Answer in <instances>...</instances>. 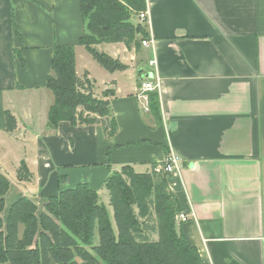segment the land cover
<instances>
[{"label": "crops", "instance_id": "0c3cea01", "mask_svg": "<svg viewBox=\"0 0 264 264\" xmlns=\"http://www.w3.org/2000/svg\"><path fill=\"white\" fill-rule=\"evenodd\" d=\"M145 2L154 46L142 47L135 65L100 74L103 90L94 93L116 123L106 137L100 124L46 129L54 46L75 47L76 76L94 87L86 65L77 71L79 0H0V172L8 178L5 164L13 165L1 217L24 196L42 208L58 193V175L68 181L60 188L83 182L101 190L124 165L147 172L173 153L181 174L167 187L188 216L176 225L202 263L264 264V0ZM150 73L159 78L157 119L138 96ZM7 112L16 121L8 132ZM20 161L30 181L16 178Z\"/></svg>", "mask_w": 264, "mask_h": 264}, {"label": "trees", "instance_id": "16d2710c", "mask_svg": "<svg viewBox=\"0 0 264 264\" xmlns=\"http://www.w3.org/2000/svg\"><path fill=\"white\" fill-rule=\"evenodd\" d=\"M79 4L83 34L77 45L105 72L125 70V64L100 53L97 46L121 44L139 52L149 36L146 25L138 20L145 0H79ZM53 48L44 87L53 98L46 129L55 131L65 121L72 126L100 124L106 137L113 136L116 123L110 105L94 96L86 76H76L75 47ZM16 50L15 57L22 61ZM148 101L149 113L157 119V93L150 92ZM4 121L5 131H13L16 121L8 112ZM19 163L16 178L30 181L26 163ZM162 165H152L144 173L124 165L109 173L102 187L111 214L100 199V190L83 182L60 188L67 176L58 175V193L47 198L41 209L35 198L24 196L10 204L4 219L10 182L0 172V264H203L177 228L181 208L167 187L170 175Z\"/></svg>", "mask_w": 264, "mask_h": 264}, {"label": "rangeland", "instance_id": "374dc122", "mask_svg": "<svg viewBox=\"0 0 264 264\" xmlns=\"http://www.w3.org/2000/svg\"><path fill=\"white\" fill-rule=\"evenodd\" d=\"M80 49H78L77 51V54L79 55L77 57V71L78 73H80L82 71V64L86 65L88 67V71L89 73L91 74V76L93 75V78H95V83H94V87H92V90H94V93L95 95H99L100 91L103 90L102 89V84H101V80L103 79V75L105 76H109L107 75V73L104 72V70L101 69L100 65L94 61L92 59V57L89 55L88 52L85 51V49L82 47H79ZM82 50V51H81ZM97 50L104 54V55H107L109 57H111L112 59H115V60H118L119 62H122V63H126L128 65H135V62L136 61H139V57H143L144 56V53H142L141 55H136L138 53H133L131 55L127 54L126 51H123L122 50V46H119L118 44H114V45H110V44H102V45H99L97 47ZM128 51V50H127ZM84 52V55H82V58L80 57V54H82ZM133 52V51H132ZM136 55L137 56V59H134V61H128V59L131 57V56H134ZM124 58H126V61L124 60ZM144 59V58H142ZM146 61V60H145ZM100 74H103L102 76ZM50 96H51V93H50ZM51 98V97H50ZM51 101V100H50ZM5 171H6V175L8 176V178H12V172H13V165L9 163H6L5 164ZM53 170H56L55 166H53ZM31 171L32 168H31ZM51 171V172H52ZM149 171V170H148ZM136 172L138 173H144L145 172V168H138L136 170ZM68 184V181L66 182V186ZM75 185H70V187H73ZM100 199L101 201L103 202V204H105V206L107 207L109 213L111 214V211H110V208L107 204L108 202V194H107V191L101 187L100 188ZM45 200V199H44ZM38 206V205H37ZM39 208H41V206L39 205Z\"/></svg>", "mask_w": 264, "mask_h": 264}, {"label": "built area", "instance_id": "2783aa9c", "mask_svg": "<svg viewBox=\"0 0 264 264\" xmlns=\"http://www.w3.org/2000/svg\"><path fill=\"white\" fill-rule=\"evenodd\" d=\"M149 18L150 17L148 15L147 8H145L143 12L138 14L139 22L145 24L146 26H148L149 24ZM141 45L146 48L153 47L154 45H153L152 37L149 36L147 40L142 41ZM155 63H156L155 59L152 58L151 60H149L148 67L152 69L155 66ZM151 75H152L151 77L144 78V80L141 82L139 87L140 90L138 93L139 98L143 102V106H142L143 111L147 113L149 112V106H150V102L148 101V94H150V92H155L159 83V78L154 79L153 74ZM161 168L165 173H168L170 176L179 177L181 174L180 171L182 168V159L176 156L175 154L170 153L166 157V161L163 163ZM176 216H177L176 223L178 224H182V222L188 220V216L185 215L183 212L179 213Z\"/></svg>", "mask_w": 264, "mask_h": 264}, {"label": "water", "instance_id": "95a60500", "mask_svg": "<svg viewBox=\"0 0 264 264\" xmlns=\"http://www.w3.org/2000/svg\"><path fill=\"white\" fill-rule=\"evenodd\" d=\"M151 76H152V75H151V74H149L148 78H149V77H151Z\"/></svg>", "mask_w": 264, "mask_h": 264}]
</instances>
